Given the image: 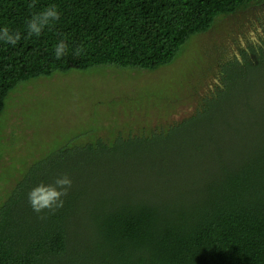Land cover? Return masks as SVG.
Returning <instances> with one entry per match:
<instances>
[{"label":"trees","instance_id":"16d2710c","mask_svg":"<svg viewBox=\"0 0 264 264\" xmlns=\"http://www.w3.org/2000/svg\"><path fill=\"white\" fill-rule=\"evenodd\" d=\"M49 5L60 20L29 38L28 21ZM263 9L264 0H0V30L21 33L15 46L0 40V122L24 84L74 71H156L218 20ZM202 62L207 53H190V77ZM155 86L150 96L168 119L186 95L178 81ZM40 99L42 113L54 107ZM118 101L100 114L110 142L99 124L92 137L61 125L23 172L0 204V264H264V42L228 60L216 96L164 133L127 134L153 118L120 121ZM64 175L72 187L63 207L37 214L28 193Z\"/></svg>","mask_w":264,"mask_h":264},{"label":"rangeland","instance_id":"374dc122","mask_svg":"<svg viewBox=\"0 0 264 264\" xmlns=\"http://www.w3.org/2000/svg\"><path fill=\"white\" fill-rule=\"evenodd\" d=\"M249 15L244 21H238L239 17L218 20L194 38L174 63L156 71L126 73L110 68L101 72L74 71L20 86L9 97L8 114L0 122V204L8 198L32 160L44 155L54 141H58L56 132L59 129L65 127L68 132L77 129V134L92 137L89 132L99 124L101 129L97 136L110 142L112 134L106 130L109 119L101 115H111L110 107L118 100L113 109L118 120L128 121L141 116L153 118L147 123L137 124L132 131L122 129L127 134L140 137H149L153 132L164 133V130L195 115L206 99L216 96L221 87L222 66L264 42V9L253 10ZM258 15L260 18H254ZM195 51L207 53L208 64L205 66L202 62L193 67L197 74L190 77L187 73L190 53ZM177 81L182 85L180 91L186 96L176 100L178 107L175 113L166 119V108L159 116L162 104L155 103L150 93L155 85L167 82L172 84L173 90ZM40 98L52 101L54 107L42 113L44 106ZM58 99H62V104L56 105ZM38 109L39 114L36 113ZM37 119L40 124H33ZM219 132L220 136L224 133L228 138L233 136ZM179 146L185 148V145ZM206 150L204 147L203 151ZM149 164L152 165L151 161Z\"/></svg>","mask_w":264,"mask_h":264},{"label":"clouds","instance_id":"9594fccd","mask_svg":"<svg viewBox=\"0 0 264 264\" xmlns=\"http://www.w3.org/2000/svg\"><path fill=\"white\" fill-rule=\"evenodd\" d=\"M61 14L58 11V7L55 5H49L48 8L32 17L27 23L28 37L33 35L39 37L44 28L50 26V22L59 21ZM0 40H3L5 44H11L15 46L21 39V33L15 32L10 34V29L5 26L0 30ZM55 48V57L57 60L61 59L67 50V44L65 41L61 40ZM80 49L77 50L76 55L80 54ZM72 187V180L67 175L63 177H57L53 184L44 185L40 184L33 188L28 193L29 203L32 209L37 213H43L45 210H48L50 213H55L59 208H62L64 205L63 197L68 195ZM41 219L45 217L41 215Z\"/></svg>","mask_w":264,"mask_h":264}]
</instances>
